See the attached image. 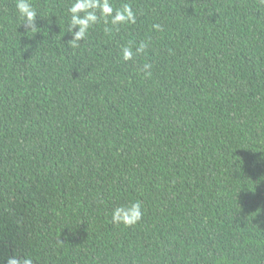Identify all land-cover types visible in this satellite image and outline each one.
I'll return each instance as SVG.
<instances>
[{"label": "trees", "instance_id": "obj_1", "mask_svg": "<svg viewBox=\"0 0 264 264\" xmlns=\"http://www.w3.org/2000/svg\"><path fill=\"white\" fill-rule=\"evenodd\" d=\"M32 3L0 0V264H264V0H111L136 22L78 47Z\"/></svg>", "mask_w": 264, "mask_h": 264}, {"label": "clouds", "instance_id": "obj_2", "mask_svg": "<svg viewBox=\"0 0 264 264\" xmlns=\"http://www.w3.org/2000/svg\"><path fill=\"white\" fill-rule=\"evenodd\" d=\"M15 9L26 30L34 31L37 8L34 7L32 0H15ZM66 14L69 16L67 31L71 34L69 44L72 47H78L79 42L87 36L89 29L101 21L105 25L110 23L112 26L136 22V15L129 3H123L119 8H114L111 0H69ZM153 28L159 30L160 25L154 24ZM105 31L109 29L105 28ZM143 52V43L134 47V44L130 42L121 47V55L125 61L132 60L134 55ZM149 67L147 63L143 65L144 69ZM142 215L140 202H132L114 208L112 222L130 226L140 221ZM3 264H33V260L31 257L12 255L5 258Z\"/></svg>", "mask_w": 264, "mask_h": 264}]
</instances>
